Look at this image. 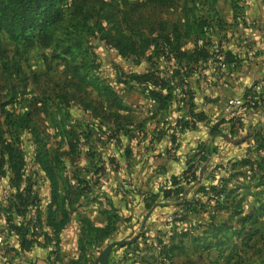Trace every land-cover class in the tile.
I'll list each match as a JSON object with an SVG mask.
<instances>
[{
  "label": "crops",
  "instance_id": "obj_1",
  "mask_svg": "<svg viewBox=\"0 0 264 264\" xmlns=\"http://www.w3.org/2000/svg\"><path fill=\"white\" fill-rule=\"evenodd\" d=\"M222 1L225 0L204 3L209 13L220 14L219 7L225 4ZM231 5L229 17L217 16L213 22L211 15L192 11L194 17L206 21L207 28L204 35L191 31L180 50L189 55L195 46L202 45L206 59L181 65V70L191 69L184 80L186 84L172 91L171 100L163 109L150 97V85L135 83H110L119 103L105 111L110 117H97L78 104L96 125L100 124L98 120H107V130L99 125L100 129L88 132L84 125L72 134L65 131L62 135L66 150L75 159L81 140L87 146L83 153L103 152L100 164L104 165V173L96 171V159L91 155L94 158H88V167L83 165L85 168L81 169L78 162L73 163L79 172L74 178L69 167L60 179L56 169L62 166V160L59 155H50L46 144L48 164L56 171L55 199L53 181L34 158L33 162L45 178L40 196L46 208L56 209L54 226L47 225L46 215L42 216L39 234L32 236L29 231L25 238L29 247L23 250L22 238L7 226L9 220L20 223L21 216L19 222L13 220L16 213L5 219L0 217L1 229L7 233V239L0 244V264H99L100 253L121 242L124 244L110 250L107 264H204L202 260L208 253L209 258L217 254L210 252L216 244L212 239L218 237H212L210 229L217 226L224 233L238 218L231 219V202L239 204L241 218L264 209V148H260V141L264 140V2L247 0L238 15L234 12L236 5ZM194 17L191 15V19ZM184 29L183 26L182 33ZM217 50L228 55L229 65L224 72L217 71L210 58ZM129 60L132 64L127 75H142L150 68L144 57ZM167 65L162 63L161 68ZM169 65H174V61ZM165 71L169 76L171 69ZM159 92L165 94L164 90ZM87 93L89 99H96L88 88ZM247 95L256 98L253 107L244 105L232 114L225 111L228 100ZM189 102L192 112L201 115V120L192 119ZM231 120L239 125L232 128ZM211 125L216 127L217 136H212ZM75 142L73 150L69 143ZM200 147L206 152V161L200 164L207 166L204 176L199 174L198 182L184 184L182 195L165 193L171 188L172 178L180 176L187 160ZM243 159L252 164L240 165ZM231 164L235 165L233 171L226 168ZM232 173L238 174L229 179ZM260 175L263 184L259 186ZM10 176L9 172L7 183L12 188ZM220 179L227 180V187L236 190L231 202L220 198L216 204L199 197L200 185H216ZM26 183L30 185L31 197L40 203V186H35L38 182ZM196 199L202 205L200 209L183 208L184 201ZM241 227L245 229V225ZM202 234L204 241L211 240L209 252L200 248ZM129 244L133 245L125 248ZM220 260L224 258L219 256L215 261Z\"/></svg>",
  "mask_w": 264,
  "mask_h": 264
},
{
  "label": "rangeland",
  "instance_id": "obj_2",
  "mask_svg": "<svg viewBox=\"0 0 264 264\" xmlns=\"http://www.w3.org/2000/svg\"><path fill=\"white\" fill-rule=\"evenodd\" d=\"M156 1L67 0L62 8L61 22L51 27L44 38L39 37L25 48L12 44L5 34L0 33V102L3 104L10 102L6 105L4 113L1 114L0 109L2 130L0 158L1 154H4L3 141H10L14 137L10 126L14 124L15 116L29 111L42 140L37 146L47 144L49 154L59 155L62 160V166L56 169L60 179L64 169L69 167L74 178L79 172L77 165L73 163L78 162L81 169L85 168L84 166L88 167L91 162L88 158L91 155L96 159L94 167L96 171L104 173V165L100 164L103 152L89 150L83 153L87 146L81 140L78 146L80 152L78 151L75 159L72 160V156L66 150L68 148L63 132L72 130L75 133L83 129L84 125L87 126L88 132L100 129L99 125L107 130L105 123L108 122L98 120L100 124L96 125L92 117L87 116L89 113L79 107V98L89 99L90 95L80 94L82 92L77 87L79 81L74 69L79 70L80 75L96 78L109 87H111L110 83L122 84L121 81L128 76L132 61L129 60L130 58L120 56L119 46L116 43H122L121 41H124L127 35H131L132 31L142 30L150 36H155L162 33L161 31L169 32L173 25L182 30L185 22L192 20L189 11L193 10L197 15H211L212 22L217 16L226 19L229 17L227 13L231 9L232 2L236 5L234 12L238 15L247 0L222 1L225 4L219 7L220 14L209 13L204 0H195V2L174 0L170 7H162ZM67 51L71 55L66 54ZM18 65L20 73L16 68ZM7 89L17 92L16 100L9 98ZM67 99L69 105L59 108L58 105ZM15 101L16 103H13ZM18 138L24 151L26 182H38L35 186H40L37 188L40 196L45 178L40 168L33 162V145L37 143L38 137L26 129L18 132ZM84 156L87 159L84 160ZM8 180L7 167L0 166V217L3 219L15 213L13 208H9L14 190L10 188ZM40 198L42 200L38 205L41 215L44 216L46 205L43 198L41 196ZM263 211V208L258 209L256 214H253L257 217V223L250 225V222H246L245 229H242L238 223L240 216L233 220L229 231L218 234L216 240L212 239L216 244L210 252L216 251L217 254L209 258L208 253V258L206 256L202 262L205 261L203 263L207 264V260L208 264H214L220 256L224 260L217 261V264H264V214H258ZM3 219L0 218V237L6 240L7 233L1 229ZM13 220L19 222L20 216L16 215ZM39 231V228L38 231L33 227L30 228L32 236L39 234ZM248 236H250L249 240H247ZM200 238L201 245L205 237L202 234ZM228 257L232 258L229 262L225 261Z\"/></svg>",
  "mask_w": 264,
  "mask_h": 264
},
{
  "label": "trees",
  "instance_id": "obj_3",
  "mask_svg": "<svg viewBox=\"0 0 264 264\" xmlns=\"http://www.w3.org/2000/svg\"><path fill=\"white\" fill-rule=\"evenodd\" d=\"M67 0H0V33H3L7 36L8 40L21 48H25L27 45L32 44L39 37H45L48 30L51 27L56 26L62 20L63 16V5ZM174 0H157L156 3L162 7H170L173 5ZM264 2V0H263ZM234 5V3L232 2ZM190 14L194 17L192 11H189ZM206 21L202 18L194 17L192 20L185 22L184 24V33L176 25H173L172 29L169 32L161 31L162 33L155 36L148 35L145 31H136L131 32V35H127L122 43L116 45L119 46L118 53L121 57L125 58H135L137 60L145 58L150 64L148 71L142 75H128L126 79L121 81L123 84L135 83L139 85H150L153 89L149 90V95L151 98L159 102V108L163 109L167 103L171 100V93L175 89L182 88L186 83L185 79L188 76V73L191 69L188 68L184 71L181 70V65H188L191 62H195L198 58H201L203 61L206 59V56L202 54L203 51L202 45L195 46V49L192 54H184L181 52L180 48L182 46L183 40L188 37V34L191 31L197 32L199 35H204L206 29ZM162 27V25L160 24ZM219 51V50H217ZM18 52V51H17ZM70 54L69 51L66 54ZM71 55V54H70ZM225 58V63L229 65V59L227 53H223ZM216 52L210 57L213 64L216 63ZM174 61V65H169ZM165 63L167 66L161 68V64ZM184 63V64H183ZM177 65V66H176ZM19 66V65H18ZM17 68L18 73H20V66ZM15 68V69H16ZM170 70L171 73L169 76H166L165 70ZM183 69V68H182ZM75 75L78 77V88L80 94L87 95V88H90V92H94L96 99H82L79 98V101L83 108L86 110H91L97 117H110V113L105 111L109 108L119 106L117 96L113 90L107 85H104L101 81L96 78L80 75L79 70L74 69ZM188 71V72H187ZM87 80V81H86ZM165 91V94H162L156 90ZM9 98H14L16 100L17 92L11 89L6 90ZM187 96L190 98V93L187 91ZM73 97V96H72ZM72 97L70 99H72ZM1 103V102H0ZM13 103H16L13 102ZM10 102L1 103L0 109L1 114L4 113L6 105H9ZM69 105V99L67 101H62L59 108ZM189 113L193 120H201V115H196L192 112V104L189 102ZM31 112H26L23 115H16L14 124L10 126V130L13 132V138L10 141H3V153L0 158V166H6L10 172V185L14 189V195L11 197L9 202L10 207L13 208L14 212L21 216L22 221L20 223H14L13 221H7V226L9 230L13 231L15 234L20 236L23 240L21 244V249L25 250L29 247V241L26 238L30 228L37 227L40 228L41 225V212L39 208V203L37 199L31 197L30 185L25 182V159L24 151L21 146L20 139L18 138V132L22 130H29V132L35 133V136L38 137L37 143L33 145L34 148V159L39 163L41 168L45 171L46 175L53 181L52 182V191L53 199L56 196V184L54 183V169L48 164L49 156L46 150V144L42 146H37L40 143V135L37 132L36 125L32 122ZM4 115V114H3ZM8 116V114H7ZM232 128L239 125L238 121H232ZM35 126V127H34ZM2 130L0 129V136H2ZM210 132L212 136H217V130L214 125H211ZM72 134L73 131L70 130L69 134ZM32 136V135H31ZM71 136V135H70ZM42 142V140H41ZM69 145L74 150L75 144L69 143ZM201 148V147H200ZM260 148H264V140L260 141ZM203 149V148H202ZM197 151V150H196ZM195 157L196 152L191 159H188L186 162L185 170L177 178H172L171 188L168 194H176L177 196L183 194L184 184H189L190 182H198L200 176H204L207 170V166H195ZM206 161V156H203L200 159V162L204 164ZM252 163L243 159L240 162V165L246 166L251 165ZM233 164L227 166L231 171L234 170ZM257 169L261 170V167L257 165ZM238 174V173H237ZM237 174L232 173L229 177H235ZM263 175H260L258 178L259 186L262 185ZM227 180L220 179L218 184L203 186L200 185L197 193L199 197H204L207 201H215L216 204L221 199H224L227 202H231L232 194L236 190L229 189L227 187ZM183 208L187 211H195L197 208H201L202 205L199 203V199H196L193 202L183 203ZM233 205V206H232ZM238 203L231 202L232 212L231 219L236 216H240L241 210L238 206ZM201 206V207H200ZM56 215V209L53 206H47L46 208V218L47 225L54 226V219ZM246 222H250V225H253L257 222V217L253 215H248L242 217L238 220V223H241L243 226ZM61 226H55L58 229ZM211 236L215 237L218 234H221L220 227L213 226L210 229ZM253 234H250L252 236ZM208 236V237H211ZM248 236V239H250ZM133 245V244H132ZM131 244L126 245L125 248H130ZM124 247V246H123ZM202 251H209L211 244L208 241H204L200 246ZM232 258H229V260ZM228 260V262H229Z\"/></svg>",
  "mask_w": 264,
  "mask_h": 264
},
{
  "label": "built area",
  "instance_id": "obj_4",
  "mask_svg": "<svg viewBox=\"0 0 264 264\" xmlns=\"http://www.w3.org/2000/svg\"><path fill=\"white\" fill-rule=\"evenodd\" d=\"M216 63L214 65L215 69L219 72H224L226 71L228 65L225 63V58L222 52L216 51ZM256 104V98L253 97L252 95H247L244 98L241 99H230L226 102L225 105V111L229 113H234L235 109H239L244 107V105H248L253 107ZM206 156V152L204 149L199 148L196 151V157H195V166L200 165V159ZM35 231H38L37 227H33ZM3 243V239L0 237V244Z\"/></svg>",
  "mask_w": 264,
  "mask_h": 264
},
{
  "label": "water",
  "instance_id": "obj_5",
  "mask_svg": "<svg viewBox=\"0 0 264 264\" xmlns=\"http://www.w3.org/2000/svg\"><path fill=\"white\" fill-rule=\"evenodd\" d=\"M122 244H124V243L121 242V243H116V244H114V245H116V246H120V245H122ZM114 245H109L108 247H106V248L100 253V255H99V257H98V262H99V264H107V256H108L110 250L112 249V247H113Z\"/></svg>",
  "mask_w": 264,
  "mask_h": 264
}]
</instances>
